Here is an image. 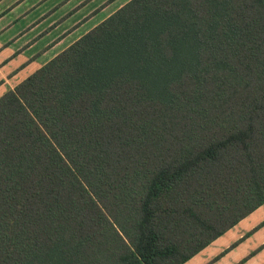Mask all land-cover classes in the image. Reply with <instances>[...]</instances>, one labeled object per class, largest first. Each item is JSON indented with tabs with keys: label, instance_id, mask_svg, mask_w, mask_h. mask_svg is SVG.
<instances>
[{
	"label": "trees",
	"instance_id": "16d2710c",
	"mask_svg": "<svg viewBox=\"0 0 264 264\" xmlns=\"http://www.w3.org/2000/svg\"><path fill=\"white\" fill-rule=\"evenodd\" d=\"M262 204L264 0H128L0 95V264H184Z\"/></svg>",
	"mask_w": 264,
	"mask_h": 264
},
{
	"label": "rangeland",
	"instance_id": "374dc122",
	"mask_svg": "<svg viewBox=\"0 0 264 264\" xmlns=\"http://www.w3.org/2000/svg\"><path fill=\"white\" fill-rule=\"evenodd\" d=\"M127 1L0 0V94ZM235 230L226 232L218 242L210 244L203 254L193 257L187 264H210L213 254L231 240ZM248 248V243L243 244L226 254L218 264L233 263L239 256H244Z\"/></svg>",
	"mask_w": 264,
	"mask_h": 264
},
{
	"label": "crops",
	"instance_id": "0c3cea01",
	"mask_svg": "<svg viewBox=\"0 0 264 264\" xmlns=\"http://www.w3.org/2000/svg\"><path fill=\"white\" fill-rule=\"evenodd\" d=\"M59 40H57L56 42H54V44L58 43ZM53 44V45H54ZM61 51V50H60ZM59 51V52H60ZM58 52V53H59ZM42 64H37L33 70L31 72H33L36 68H38L39 66H41ZM30 72V73H31ZM29 73V74H30ZM27 76V75H26ZM25 76V77H26ZM23 77V78H25ZM23 78H21L19 81H21ZM18 81V82H19ZM17 82V83H18ZM12 88V87H10ZM5 91V90H4ZM3 93V92H2ZM1 93V94H2ZM0 94V95H1ZM264 220V204H262L260 207H258L256 210H254L252 213H250L248 216H246L245 218H243L238 224H236L234 227H232V230H235L238 226H242V228L237 229V231L235 230L234 232H236L234 234V236L231 238L230 241L226 242L225 244H223L219 249L218 252L216 254H213V257H216L219 253H221L224 249H226L227 247H229L233 242H235L237 239H239L240 237H242L246 232L250 231L252 228H254L255 226H257L260 222H262ZM231 229H229L227 232H229ZM226 233V232H225ZM224 233V234H225ZM223 234V235H224ZM222 235V236H223ZM222 236L218 237L216 240H214L213 242H211V245H214L216 242H218L219 238H221ZM256 238H259L258 240H256ZM248 243L249 248L246 250V254L244 256H239L241 258H236L233 263L230 264H237L239 263V261L242 258L247 257L250 253L254 252V254L248 256L246 258V260L244 262H242L241 264H264V225H262L261 227H259L257 230L253 231L252 234H250L249 236L245 237L241 242H239L235 247H233L231 250H229L228 252L224 253L222 256H220L218 259L211 261V259L208 261L210 262V264H218L221 259H223L225 257L226 254L237 250L239 247H241L243 244ZM209 244V245H210ZM209 245L206 246L204 249H202L200 252H198L196 255H194L193 257H196L200 254L204 253V250H207L209 248ZM192 257V258H193ZM192 258H190L189 260H191ZM189 260L187 262H189ZM187 262H185L184 264H187Z\"/></svg>",
	"mask_w": 264,
	"mask_h": 264
}]
</instances>
